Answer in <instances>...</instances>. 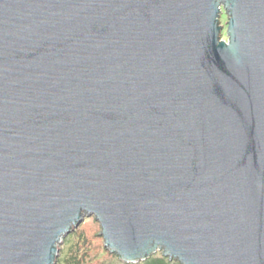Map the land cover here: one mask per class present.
I'll return each mask as SVG.
<instances>
[{
    "label": "water",
    "instance_id": "1",
    "mask_svg": "<svg viewBox=\"0 0 264 264\" xmlns=\"http://www.w3.org/2000/svg\"><path fill=\"white\" fill-rule=\"evenodd\" d=\"M86 216L125 263L264 264V0H0V264Z\"/></svg>",
    "mask_w": 264,
    "mask_h": 264
},
{
    "label": "trees",
    "instance_id": "2",
    "mask_svg": "<svg viewBox=\"0 0 264 264\" xmlns=\"http://www.w3.org/2000/svg\"><path fill=\"white\" fill-rule=\"evenodd\" d=\"M91 219V218H90ZM84 221L63 238L55 264H181L157 251L149 258L137 263H125L103 246L99 225L92 219Z\"/></svg>",
    "mask_w": 264,
    "mask_h": 264
},
{
    "label": "rangeland",
    "instance_id": "3",
    "mask_svg": "<svg viewBox=\"0 0 264 264\" xmlns=\"http://www.w3.org/2000/svg\"><path fill=\"white\" fill-rule=\"evenodd\" d=\"M225 19H226V16L225 15H222L221 16V23L222 24H225ZM224 34V33H223ZM225 35L226 34H224V37H225ZM85 218H88L89 220L87 221V224L89 223L90 224V222H91V220L92 219H94L92 216H86ZM91 218V219H90ZM95 220V219H94ZM96 221V220H95ZM97 222V221H96ZM98 223V222H97ZM98 225H99V223H98ZM99 228H100V225H99ZM100 231H101V228H100ZM100 231H99V235H100ZM101 237V236H100ZM102 238V237H101ZM102 242H103V246H104V240H103V238H102ZM62 243H60V245H61ZM60 245H59V247H60ZM105 247V246H104ZM106 248V247H105ZM107 249V248H106Z\"/></svg>",
    "mask_w": 264,
    "mask_h": 264
},
{
    "label": "flooded vegetation",
    "instance_id": "4",
    "mask_svg": "<svg viewBox=\"0 0 264 264\" xmlns=\"http://www.w3.org/2000/svg\"><path fill=\"white\" fill-rule=\"evenodd\" d=\"M225 21H226V19H225Z\"/></svg>",
    "mask_w": 264,
    "mask_h": 264
}]
</instances>
